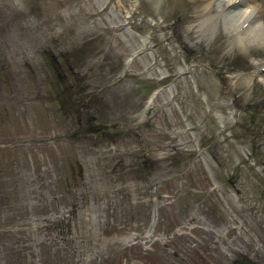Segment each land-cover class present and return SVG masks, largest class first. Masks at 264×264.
<instances>
[{
    "label": "rangeland",
    "instance_id": "374dc122",
    "mask_svg": "<svg viewBox=\"0 0 264 264\" xmlns=\"http://www.w3.org/2000/svg\"><path fill=\"white\" fill-rule=\"evenodd\" d=\"M41 2L54 12L56 27H75L77 45L56 64L45 59V46L37 53L30 44L21 46L33 56L40 54L43 62H17L22 58L17 47L5 56L8 65L0 68V174L11 190L0 201V224L18 221L30 226L35 221L31 216L68 212L64 177L70 186L76 178L72 186L80 189V178L70 172L80 173L77 168L85 164L83 187L91 197L82 202L81 190H69L71 198L79 199L77 214L93 220L85 223L92 235L109 225H121L126 233L99 234L106 239L100 250L76 264H130L136 259L145 264H232L235 257L264 264V42L246 50L228 41L221 24L197 28L199 0ZM12 3L13 11L25 6L22 0ZM7 8L0 4V19L5 21L11 18ZM9 25L0 26V38L10 32L12 42L20 40L25 33L20 21ZM72 48L59 47L61 52ZM82 51L88 52L83 59ZM102 71L104 75L86 85L91 74L96 77ZM59 72L65 78L60 79ZM146 100L150 103L144 107ZM140 110L153 125L150 132L142 131L143 141L158 147L151 159L163 168L157 175L145 176L141 170L142 175L127 179L110 173L103 180L99 170L110 165L105 161L100 166V157L107 158L101 152L116 150L112 138L120 128L118 120ZM78 118L92 126L104 122L112 138L94 137L89 125L79 126ZM3 156L10 158L1 165ZM169 157L176 163L170 164ZM112 158L116 160L117 153ZM10 166L23 167L18 187L7 184L13 180ZM96 183L113 191L128 189L134 203L110 190V206L104 190L102 201L93 199L99 194ZM38 196L46 201H38ZM213 208L231 224V232L219 231L204 210ZM134 214L133 222H116L117 216ZM109 216L113 220L108 221ZM82 225H76L81 234ZM232 232L236 236L227 242ZM25 234L24 229H0L3 240L8 237L0 241V264H20ZM43 234L51 236L48 230ZM83 240L84 235L78 236ZM68 243L61 240L57 263L47 255L43 263L72 264L74 251ZM251 250L261 259H252ZM41 252L47 253L44 248L39 258Z\"/></svg>",
    "mask_w": 264,
    "mask_h": 264
},
{
    "label": "flooded vegetation",
    "instance_id": "af4514ba",
    "mask_svg": "<svg viewBox=\"0 0 264 264\" xmlns=\"http://www.w3.org/2000/svg\"><path fill=\"white\" fill-rule=\"evenodd\" d=\"M22 1L25 5L24 8H22L20 11H17V10L13 11L12 8L16 7L12 3L13 0H0V4H7L9 6V8L7 9L8 11L11 12V18L9 19V21L4 20L7 18L0 19V26L3 25L4 23L8 25V28H10L9 24H11L13 20L15 21L19 20L21 27L23 28V31L25 32L23 36L21 35L20 40L15 39L13 40V42L11 41V39H14V35L12 33L10 34V32L7 33V35L4 36L3 38H0V64L3 63L2 65H0V68H5L8 65V61L5 59V56L7 55L8 52L12 53L13 47L20 48L17 56L22 57V58L21 60L20 59L16 60L17 62L19 61H22L24 63L43 62V60L40 58L41 56L40 54L33 56V54H29V52H27L25 49H21L22 45H27V44H30L32 46L34 53H37L39 48L45 46L46 51H41V52H44L43 55L45 54V59L48 62H52L54 64L58 63V57H60L62 54L64 58L67 59V57L73 51H75V48L77 45L75 27L71 25L67 30L56 27L54 12L48 11L47 9H45V6L42 5V2H41L42 0H33V2H29L28 0H22ZM34 6H38L40 7V9L34 11L33 10ZM67 16H68V19L72 18V14L70 11L67 12ZM50 46H52L53 48L52 51L49 48ZM60 46H72L73 48L67 49L64 52H61L59 49ZM87 53H88L87 51H82L83 56L81 58L83 59V57H85ZM104 73L105 72L102 71L101 73H98L99 75L97 74L96 77L94 76V74H91V76L88 77L89 80L86 81V85L89 86L90 84L93 83V81H91L92 78L99 79L101 74L104 75ZM58 76L65 77L66 74L59 72ZM68 87L69 85H65L63 88V91L68 90ZM81 104L83 106H86L87 102H84V103L82 102ZM77 109L78 111H80L81 107L78 105ZM88 122L89 120L86 119V120H83V124H82L80 118H78L79 126H88L89 125ZM118 122L120 124V128L117 132H115L114 134L115 138H112V136L108 134L109 131L103 128L104 126H106V124L104 125L103 123H100V125H93V126L89 125L90 126L89 130L92 131V134L94 137H97V138L105 137L107 140L112 138L115 144L116 150H114V147H113L111 149V152H103V151L101 152V155L106 154L107 158L106 160H104L102 157H100V166H102L105 161L108 162V164L110 165L109 168H106V171H105L106 173H103L104 176L110 173L111 174L119 173L122 175V178L127 179L129 178L128 176L130 175L132 176H134V174L142 175L140 173L142 172L141 170L146 171L147 174L145 176L157 175L159 170H161V168L163 167L162 165L155 163L151 159V153L153 152L155 153V150L158 147L156 145L149 144L147 140L143 141V136L141 134L142 129L148 130L149 124L145 120L144 121L142 120L141 122L135 121L134 117L131 114L127 115L126 120L119 119ZM141 124H145V126L140 128ZM123 136L125 138L124 140L122 139ZM151 141L155 143L153 139ZM137 149L139 150L142 149V152H137L136 151ZM166 151L168 150L165 149V152ZM116 153L118 155V158L114 160L112 157ZM9 158L10 157L3 156L1 158L2 159L1 165L4 163H7ZM167 161L170 164L176 163V161L174 160V157L167 158ZM9 168L13 170V173L11 175V177H13V180H11V182H7V184L15 185L18 187L19 185H21V182L19 180V172L23 167L10 166ZM136 178L139 179V177H136ZM6 181L7 180L4 179L3 175L0 174V201H3L5 198H8L9 194L6 192V190L8 189L11 190V188L4 185ZM74 182L76 183V178H74ZM19 190L20 192L23 191L21 186ZM213 209H214V212H210L207 209H204V210L209 214V217L212 220H214L215 223L218 224L219 231L224 230L223 232H231V229H228V228H231L230 227L231 224L229 222H226L225 219H223V217L218 215V212L215 208ZM1 215H2V211H0V220H1ZM26 215H27V211H26ZM38 218H39L38 215L35 216V218L31 216V220L35 219L34 223L30 226H24V230H27L28 237L30 236L33 237L34 235H37L42 231V226H41V223H39ZM134 218H137L136 214L130 215L127 218H124V215L121 218V215H120L118 216L117 220L122 221V222L130 220L133 222ZM27 220L30 222L29 218ZM1 224H6V223H1ZM57 227H58L56 231L57 237H54V239H56L59 243L61 242L62 239H64L66 242H69L68 244L74 248L75 255L78 254V252H82L84 249L88 248L87 244L91 241L89 237H86V239L83 242H78L76 239V236H77L76 233L74 234V237H73L71 233L68 232V230L71 227V221L65 223L63 230L60 225H57ZM0 229H3V228L1 227ZM28 230L32 231L31 234L30 233L28 234ZM61 231L65 232L67 236L61 238V234H60ZM154 234L155 235L153 236V238L157 236L155 230H154ZM235 236L236 234L234 232L230 233L229 236L226 235L227 242L229 240H232L233 239L232 237H235ZM7 238H5L6 240H3V237L0 236V241L7 242L8 241ZM13 242L15 241H11L9 245L13 246ZM95 244L97 245V247H99V244H97V242ZM249 253L252 259H255V260L261 259V257L254 254L252 251ZM69 255L70 253L68 252L67 254L68 259H71V256ZM232 261H233L232 264H255L251 261H245L244 259L238 258V257L237 258L235 257ZM262 262L264 263V257H262Z\"/></svg>",
    "mask_w": 264,
    "mask_h": 264
},
{
    "label": "bare ground",
    "instance_id": "6f19581e",
    "mask_svg": "<svg viewBox=\"0 0 264 264\" xmlns=\"http://www.w3.org/2000/svg\"><path fill=\"white\" fill-rule=\"evenodd\" d=\"M194 14L198 15L197 28L221 24L228 41L241 48L264 42V0H199Z\"/></svg>",
    "mask_w": 264,
    "mask_h": 264
},
{
    "label": "water",
    "instance_id": "95a60500",
    "mask_svg": "<svg viewBox=\"0 0 264 264\" xmlns=\"http://www.w3.org/2000/svg\"><path fill=\"white\" fill-rule=\"evenodd\" d=\"M130 264H142L139 260H132Z\"/></svg>",
    "mask_w": 264,
    "mask_h": 264
}]
</instances>
